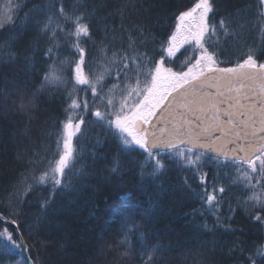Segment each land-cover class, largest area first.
<instances>
[{
    "label": "snow or ice",
    "instance_id": "6c2138e0",
    "mask_svg": "<svg viewBox=\"0 0 264 264\" xmlns=\"http://www.w3.org/2000/svg\"><path fill=\"white\" fill-rule=\"evenodd\" d=\"M108 8L107 0H4L0 9V71L14 70L0 108L26 118L28 142L13 159L23 171L0 194V264H38L34 249L57 243L58 199L126 176L137 182L128 191L117 184L106 224L118 228L95 237L93 260L210 264L216 239L178 257L160 241L154 211L172 195L200 204L184 213L204 218L197 237L233 236L226 253L220 245L226 260L264 264V0H190L164 16L153 0ZM117 16L119 28L109 23ZM54 103L59 116L45 118ZM241 214L259 242L233 227Z\"/></svg>",
    "mask_w": 264,
    "mask_h": 264
},
{
    "label": "trees",
    "instance_id": "16d2710c",
    "mask_svg": "<svg viewBox=\"0 0 264 264\" xmlns=\"http://www.w3.org/2000/svg\"><path fill=\"white\" fill-rule=\"evenodd\" d=\"M121 2L122 0H107L109 4L108 11H115ZM153 2L157 6L156 15L164 16L169 11L174 10L177 5H188L190 0H153ZM3 4L4 0H0V9H2ZM105 14L101 13V15ZM136 22L138 21L133 17L131 20L125 21V26L128 27ZM109 23L119 28L120 19L117 16L114 21L109 20ZM13 77V69L6 68L0 71V88H5L3 82L5 78L11 80ZM10 86L9 84L8 87ZM47 107L48 111L45 118L54 119L59 116V104L54 103ZM25 119V117L11 111L5 114L4 110L0 108V194H3L4 189L15 181L16 174L23 171V167L14 163L13 159L17 152L23 151L28 146V142L20 134L25 126ZM49 130L51 129L49 128ZM105 152L111 158L116 153L114 144L106 146ZM137 179L126 176L124 181L113 179L111 184L99 179L93 180L89 182L88 186L81 188L79 191L63 199H58L57 206L60 208L61 214L54 217L53 230L57 224L60 228L59 233L51 237L57 243L55 247L47 249L37 247L34 249L36 256L39 257L38 264H88L89 261H91V264H100V261L92 259L95 247L99 244L95 237L102 232L104 227H111L113 232L118 228L116 224H106L109 218L108 206L114 204L120 194L117 184L127 183L129 187L125 191H128L136 184ZM170 183L179 185L180 174L172 173ZM193 187L195 188V184H193ZM196 191H199V189L197 188ZM231 191L237 197L244 195L240 188H233ZM191 195V193L188 194V196ZM139 198L145 208L150 207L146 196L141 195ZM199 207L198 202L189 200L184 196H165L160 201L159 207L154 211L153 226L160 233V241L165 245L171 244L176 250L169 255L178 257L196 247L200 241H208L209 243L205 245V248H211V241L216 239L220 244L217 246L215 253L208 254L212 258L210 264H234V261L225 259L220 248V245H223L224 253L227 252V246L233 240L232 235L217 231L214 235H199L197 237L194 225L202 224L204 218L199 215L184 217V213H191L193 208ZM207 222L209 225L213 223L210 216L207 217ZM2 227L3 225H0V228ZM233 227H243L249 233L245 237L249 244L252 241L259 242L262 238L257 227L244 220L242 214L236 217ZM104 234L110 236L112 233ZM235 235L240 236L241 233ZM155 242L156 240H153V243ZM32 243V241H29V245H32ZM61 243L65 244L66 247L62 251H58ZM171 264H186V262L181 259H172ZM187 264H191V261H188Z\"/></svg>",
    "mask_w": 264,
    "mask_h": 264
}]
</instances>
